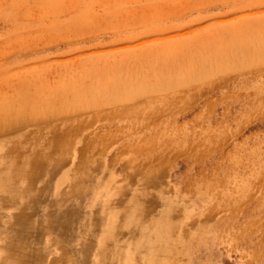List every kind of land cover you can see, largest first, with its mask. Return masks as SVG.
Instances as JSON below:
<instances>
[{
  "label": "rangeland",
  "instance_id": "374dc122",
  "mask_svg": "<svg viewBox=\"0 0 264 264\" xmlns=\"http://www.w3.org/2000/svg\"><path fill=\"white\" fill-rule=\"evenodd\" d=\"M0 264H264V0H0Z\"/></svg>",
  "mask_w": 264,
  "mask_h": 264
},
{
  "label": "bare ground",
  "instance_id": "6f19581e",
  "mask_svg": "<svg viewBox=\"0 0 264 264\" xmlns=\"http://www.w3.org/2000/svg\"><path fill=\"white\" fill-rule=\"evenodd\" d=\"M17 100V99H16ZM28 102V101H27ZM35 103V102H34ZM55 106H56V104H55ZM32 107V106H31ZM35 107V106H34ZM58 109V108H57ZM143 227V226H142ZM161 235V234H160ZM15 256V255H14Z\"/></svg>",
  "mask_w": 264,
  "mask_h": 264
}]
</instances>
